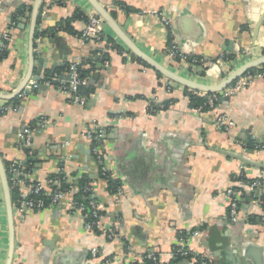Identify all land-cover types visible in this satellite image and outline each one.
Returning <instances> with one entry per match:
<instances>
[{
    "label": "crops",
    "instance_id": "crops-1",
    "mask_svg": "<svg viewBox=\"0 0 264 264\" xmlns=\"http://www.w3.org/2000/svg\"><path fill=\"white\" fill-rule=\"evenodd\" d=\"M35 1L0 0V47L2 33L9 31L10 37L8 55L0 62V92H14L30 73L32 84L40 59V84L45 87L33 89L21 98L17 111L0 117V156L5 164L22 161L18 135L33 123L32 179L46 186L58 168L59 156H66V176L74 175L72 181L81 175L92 180V198L101 212L102 226L115 235L108 240L104 234L87 232L83 219L71 214L66 205L30 212L20 219L12 204V264H132L147 253L158 256L161 264H170L178 233L189 231L199 232L190 250L214 264H264L260 201L264 187L254 194L237 180L243 175L264 183V150L243 146L251 141L264 143V78L254 79L229 99H220L215 112L193 110L186 96V91L193 90L175 82L171 86L162 75L159 78L107 25L105 39L90 43L80 38L82 20L74 21L67 31L52 33L77 10L84 16L96 14L87 0H42L39 14L44 9V16L37 17L31 50ZM96 2L136 48L193 83L217 85L235 69L264 56V0ZM22 8L27 9L25 15L13 22ZM153 11L170 22L182 53L208 62L203 71L166 60L168 30L149 14ZM35 33L44 37L35 38ZM74 61H86L91 70L87 83L93 92L84 105L74 104L57 84L48 83L54 77L66 79ZM167 101H173L168 109L149 113L150 105ZM4 102L0 100V106ZM220 113L233 122L229 133L214 125ZM40 118L46 120V127L36 124ZM93 131L99 134L101 161L93 158L92 141L86 137ZM102 167L119 182L114 195L99 178ZM228 188L239 189L240 211L254 222L228 221L224 197ZM1 207L0 264H5L8 234ZM94 248L97 256L92 257Z\"/></svg>",
    "mask_w": 264,
    "mask_h": 264
},
{
    "label": "built area",
    "instance_id": "built-area-1",
    "mask_svg": "<svg viewBox=\"0 0 264 264\" xmlns=\"http://www.w3.org/2000/svg\"><path fill=\"white\" fill-rule=\"evenodd\" d=\"M149 14L160 19L161 23L168 30L169 42L165 49L166 60L171 64H178L181 68L193 69L194 67H206L208 62L203 59L187 55L182 53L174 42L173 30L171 28L170 22L161 16L160 13L150 12ZM40 16H44V9L40 12ZM83 27L81 30L80 38L84 43H90L93 41H102L105 39L104 35V22L96 14L85 15L83 19ZM1 47L2 49H7L10 42L9 31H4L1 35ZM123 57L128 59V55L123 54ZM80 61L72 62L67 69L66 79H61L58 77L51 78L48 80L55 81L58 85V88L61 92L69 95L71 101L77 105H84L86 100L84 97L78 95L79 87L86 86V80H81L78 75V67L80 66ZM262 69V66L259 67ZM264 78V69L259 73L247 74L246 73L236 79L233 84L229 85L223 91L218 93L219 98L229 99L239 93L242 89L247 87L254 79ZM33 85V84H31ZM33 86L25 87L24 91L19 94L22 98L26 97L33 90ZM199 96L206 97V105L209 107V112H215V102L217 101V96L215 94H205L197 92ZM2 107V106H0ZM4 109L17 111L16 108L5 107ZM194 110V109H193ZM198 111V110H196ZM39 127H46L47 122L45 119L40 118L37 123ZM215 127L222 133H229L232 129L233 122L226 113H220L215 115L214 120ZM32 133L33 128L23 127L18 135V144L25 149L32 150ZM86 137L93 142V140H98L99 134L95 137L92 136L91 132L86 133ZM68 143L63 144L62 146H67ZM243 146L246 148L248 144L243 143ZM250 148L264 150V143H258L251 141ZM93 153H97L96 148H92ZM59 165L55 172V178L48 180L47 186L41 185L39 182L32 179V175L35 172V168L30 169L29 171L24 172L22 169V161L17 159L13 160L9 169L6 172L10 191L15 192L17 199L14 205L15 211L20 219H23L25 215L30 212H40L45 209H48L57 205H66L68 211L71 214L79 215L84 222V228L87 232L95 234V231H98L100 234H104L108 240H111L115 233L113 231H107L102 226V216L98 213L99 209L96 203L93 201L89 202L90 214H84L83 207L75 202L70 196L74 194L75 189L69 187L67 190H61L58 187L61 184L59 176L63 174V168L67 161L66 156H59ZM98 160L101 161V158L98 157ZM109 172L105 167H102L101 174L105 175ZM240 185H246L251 191L261 190L264 187V183L261 180H254L251 183L244 182L242 180L238 181ZM48 187H55L56 190L49 192ZM44 193L48 197V202L45 204L43 201L38 200L35 196H38L41 193ZM88 189L84 191L87 193ZM224 197L226 198L227 211H228V221L230 223H237L244 220L248 223V217L243 216L242 211L239 207L240 191L235 188H228L224 191ZM87 219H89L87 221ZM262 219L264 220V207L262 212ZM199 235L198 231L192 232H179L175 245L173 246L170 252V260L176 261L175 263H180L182 261H187L188 264H214L209 257L205 255H197L190 250V242L193 238H196ZM91 256H97V249L94 248L91 250ZM149 262L150 264H161L160 259L153 253H147L141 256L136 263L145 264Z\"/></svg>",
    "mask_w": 264,
    "mask_h": 264
},
{
    "label": "trees",
    "instance_id": "trees-1",
    "mask_svg": "<svg viewBox=\"0 0 264 264\" xmlns=\"http://www.w3.org/2000/svg\"><path fill=\"white\" fill-rule=\"evenodd\" d=\"M27 9H20L18 10L14 16H13V22H16L17 19L19 17H22L25 15ZM41 12V11H40ZM40 17V14H39ZM84 18V15L82 12H78V10L74 13V15L70 18L67 19H63L60 21V23L58 24L57 28L55 30H53L52 33H56L59 32L61 30H69L70 29V24H72L74 21L76 20H81ZM39 36L44 37V33H35V38H38ZM113 50H116L118 53H122V50L120 49V47L113 45ZM8 55V50L7 49H2L0 48V62ZM132 58V57H131ZM135 59V58H134ZM262 69H264V65L262 66ZM262 69H260L259 67L257 68H253L249 71L246 72L247 74H255V73H259L260 71H262ZM91 74V70L89 67V64L86 61H83L80 66L78 67V75L79 78L81 80H86V82L88 81V78ZM159 78H161L160 74H157ZM45 77H48L47 74ZM233 84V83H232ZM93 90L88 86V83L86 84V86L83 87H79L78 89V95L81 97H84L85 100L87 101L91 94H92ZM217 96V101L215 102V108H217V105H219V95L216 93L215 94ZM186 96L188 98V103H189V107L191 109L194 110H198L199 112H208L210 109L209 107H207L206 105V97L203 96H199L198 93L196 91H186ZM21 96H17L7 102H4L2 107H0V117H2L3 115H5L8 111L7 109H4L6 106L7 107H11V108H16L19 109L21 106ZM173 104V101H167L164 102L162 104H153L150 105L149 107V113L150 114H155L157 113V111L160 110H164V109H168L171 105ZM33 123L29 124L27 127L33 128ZM98 135V132H92V136L95 137ZM99 140H93L92 144H91V149L92 148H96L97 153H93L92 151V155L93 158L95 160H98V157H100V153L98 151L99 148V144H98ZM251 143V142H250ZM250 143L248 144V148H250ZM20 151H22L24 153V158L22 160V169L24 172L29 171L30 169L35 168V161H34V156H33V152L31 149H25L22 147H19ZM9 165L10 163H6L5 164V168H6V172L9 169ZM74 175L71 176H66L64 168H63V174L59 176V179L61 180V184L58 187L61 190H67L69 187H72L75 189L74 194L71 195L70 197L77 202L80 206L83 207L84 214H90V207H89V202L93 201L94 203H96V200L92 198V191H91V186L90 184H92V180L90 178H88L86 175H81L78 180L76 181H72L71 177H73ZM55 175H52L49 180L54 179ZM99 178L102 179L104 182L107 183V190L110 194H115L119 191L120 189V185L119 182L117 180H113L111 179V174L110 172H107L105 175H99ZM238 181L242 180L244 182H248L251 183L254 180H248L246 179L243 175H240L239 178H237ZM47 186V185H46ZM49 188V192H52L55 189V187H48ZM88 189L87 193H84V191ZM236 189V188H235ZM11 192V201L12 204H15L17 196L15 192ZM36 199L43 201L45 204H47L48 202V197L44 195V193L42 192L41 194H39L38 196H35ZM260 201H262L263 207H264V195L260 197ZM97 204V203H96ZM101 215V212H98ZM89 219H87L88 221ZM249 222H254V219L252 218H248ZM192 232V231H189ZM95 234H100L98 231H95ZM176 262V261H175ZM174 261H171L170 264H177ZM132 264H138V263H132ZM145 264H150L149 262H146Z\"/></svg>",
    "mask_w": 264,
    "mask_h": 264
},
{
    "label": "water",
    "instance_id": "water-1",
    "mask_svg": "<svg viewBox=\"0 0 264 264\" xmlns=\"http://www.w3.org/2000/svg\"><path fill=\"white\" fill-rule=\"evenodd\" d=\"M89 4L92 6V8L95 10V13L98 17H100L104 24L107 25L118 37L119 39L126 45V47L139 59L147 63L150 67L155 69L160 75H162L165 79L169 81V85L172 86V82L178 83L183 85L185 88L191 89L196 92H201L205 94H216L220 93L223 91L225 88H227L231 83H233L236 79L239 77L243 76L247 71L257 68L260 66L264 65V56L248 62L238 69H235L233 72L228 74L224 79L220 81L217 85H201L197 83H193L190 81H187L177 75H175L172 71L169 69L165 68L164 66L158 64L157 62L153 61L150 59L147 55H145L143 52H141L138 48L134 46L130 40L126 38V36L119 30V28L116 26L114 23L113 19L110 17L109 13L101 6L99 5L96 0H87ZM42 4V0H37L35 1L34 8L32 11V29H31V50L33 49V33L34 29L36 26L37 22V17L39 15V8ZM264 19V15L262 17ZM34 63V55L31 53L30 55V64L32 65ZM39 65L37 67L36 75L33 77V85L29 83L31 73L29 74L30 76L27 77L21 85L16 89L14 92L10 94H4L0 92V100L1 101H9L15 97H17L19 94H21L25 87L30 86L34 89H44V85L40 84L41 83V73H42V59L39 60ZM31 68V66H30ZM194 70L198 71H203L202 67H194ZM50 80V79H48ZM52 84H56L55 81H50ZM221 101L225 100V98H220ZM35 154L33 153V156ZM0 189H1V194H2V203L4 206V211H5V220H6V229H7V234H8V246L6 250V261L5 264H12L13 262V255H14V218H13V213H12V201H11V192H10V187L8 183V178H7V173H6V168H5V163L3 159L0 156ZM259 190L253 191L254 194H257ZM178 264H188L187 261H182Z\"/></svg>",
    "mask_w": 264,
    "mask_h": 264
},
{
    "label": "rangeland",
    "instance_id": "rangeland-1",
    "mask_svg": "<svg viewBox=\"0 0 264 264\" xmlns=\"http://www.w3.org/2000/svg\"><path fill=\"white\" fill-rule=\"evenodd\" d=\"M1 190V189H0ZM1 207V206H0ZM3 209V206L1 207Z\"/></svg>",
    "mask_w": 264,
    "mask_h": 264
}]
</instances>
